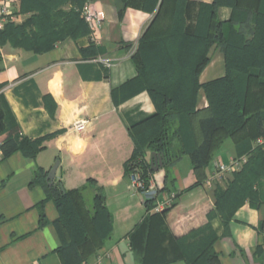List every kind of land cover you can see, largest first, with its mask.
Segmentation results:
<instances>
[{"label": "crops", "instance_id": "0c3cea01", "mask_svg": "<svg viewBox=\"0 0 264 264\" xmlns=\"http://www.w3.org/2000/svg\"><path fill=\"white\" fill-rule=\"evenodd\" d=\"M87 2L95 15L103 11L105 17L88 23L89 32L77 39L68 37L42 53L0 45V94L15 117L14 134L47 136L35 158L18 151L0 160V264H63L54 224L58 209L40 184L31 185L37 168L49 172L57 160L54 182L73 189L95 179L113 216L111 236L82 264H188L186 256L204 242L208 225L217 236L212 264H264V202L255 207L246 200L226 226L216 210V189L218 184L227 187L234 171L223 182H206L217 162L241 157L232 138L215 152L207 178L198 184L190 156H182L173 168L175 182L168 184L177 197L160 213L147 210V198L157 202L169 192L162 190L165 171H155L154 188L143 192L126 175L125 163L134 148L129 125L156 111L148 91L132 83L137 75L132 56L154 17L150 9L160 0H150L146 9L125 7L123 0ZM219 15L229 19L231 8L222 6ZM27 16L22 14V21ZM90 45L96 55L82 52ZM209 56L200 83L226 74L221 48L212 46ZM206 106L200 88L197 108ZM78 120H87L85 130L71 128ZM8 134H0L1 140ZM261 143L264 137L253 144ZM43 200L47 223L41 226L37 204Z\"/></svg>", "mask_w": 264, "mask_h": 264}, {"label": "trees", "instance_id": "16d2710c", "mask_svg": "<svg viewBox=\"0 0 264 264\" xmlns=\"http://www.w3.org/2000/svg\"><path fill=\"white\" fill-rule=\"evenodd\" d=\"M87 1L20 0L19 12L28 16L0 29V45L10 43L42 53L58 41L87 34L89 25L82 15ZM123 1L125 7L146 9L150 0ZM222 6L231 8L227 20L220 18ZM150 10L155 11L154 17L132 56L137 69L132 83L148 91L156 111L129 125L134 148L125 173L130 176L138 171L143 181L140 190H148L155 171L147 150L159 153L166 178L162 190L171 191L168 184L175 182L173 168L188 154L198 184L207 178L215 152L232 138L238 156L247 155L248 160L233 172L227 187L218 184L216 189V210L228 226L246 200L255 207L264 202V143L253 144L264 137V0H160ZM214 45L224 53L226 74L200 83ZM82 52L91 56L97 50L90 45ZM200 88L206 93L208 106L199 109ZM16 128L11 108L0 94V134L9 131L2 142L3 158L18 151L35 158L45 148L47 136L19 137L14 134ZM47 175L48 171L37 168L31 185L40 184L58 209L54 224L63 264H82L112 234L113 216L106 205L105 190L92 178L79 187L62 190L60 183L50 186ZM145 203L152 211L156 199L147 198ZM44 204L45 200L37 204L41 226L47 223ZM207 227L204 242L186 256L188 264H212L215 260L217 236L210 225Z\"/></svg>", "mask_w": 264, "mask_h": 264}, {"label": "built area", "instance_id": "2783aa9c", "mask_svg": "<svg viewBox=\"0 0 264 264\" xmlns=\"http://www.w3.org/2000/svg\"><path fill=\"white\" fill-rule=\"evenodd\" d=\"M20 0H0V29L4 27V25L8 22L20 23L22 21L21 16L22 13L19 12ZM82 15L85 20L92 24L94 22H99L101 19L105 17L103 11H98L95 15L91 10V6L88 2L82 8ZM107 61V60H106ZM87 120H78L72 125V129L75 131H83L86 129ZM2 142L0 138V160L3 158V149ZM248 160V156L244 155L241 157L234 158L230 161V163L225 164L222 162L216 163V169L214 173L206 179L208 184H212L214 181L223 182L225 179V175L229 172L236 171L242 167V165ZM130 180L135 188L141 189L143 188V181L140 179V174L138 171H135L130 174ZM154 188V181L151 179L150 186L148 190L143 192H147L150 189ZM177 197V192L174 190L169 191L164 198L158 200L156 205L154 206V210L156 212H162L167 207H169L173 200Z\"/></svg>", "mask_w": 264, "mask_h": 264}, {"label": "water", "instance_id": "95a60500", "mask_svg": "<svg viewBox=\"0 0 264 264\" xmlns=\"http://www.w3.org/2000/svg\"><path fill=\"white\" fill-rule=\"evenodd\" d=\"M150 162H151V165L153 167V170L157 171L163 165V157L159 153L152 152V158H151ZM58 164H59V161L57 160L48 172L47 181H48V184L50 186L54 184V179H55ZM60 186H61L62 190H65L62 183H60Z\"/></svg>", "mask_w": 264, "mask_h": 264}, {"label": "rangeland", "instance_id": "374dc122", "mask_svg": "<svg viewBox=\"0 0 264 264\" xmlns=\"http://www.w3.org/2000/svg\"><path fill=\"white\" fill-rule=\"evenodd\" d=\"M24 15V14H23ZM24 20V19H23Z\"/></svg>", "mask_w": 264, "mask_h": 264}]
</instances>
